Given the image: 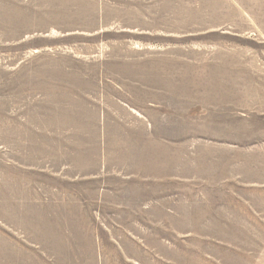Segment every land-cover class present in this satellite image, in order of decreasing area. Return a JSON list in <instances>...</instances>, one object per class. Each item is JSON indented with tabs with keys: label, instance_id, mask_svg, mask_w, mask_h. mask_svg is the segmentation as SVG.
<instances>
[{
	"label": "rangeland",
	"instance_id": "1",
	"mask_svg": "<svg viewBox=\"0 0 264 264\" xmlns=\"http://www.w3.org/2000/svg\"><path fill=\"white\" fill-rule=\"evenodd\" d=\"M0 264H264V0H0Z\"/></svg>",
	"mask_w": 264,
	"mask_h": 264
},
{
	"label": "crops",
	"instance_id": "2",
	"mask_svg": "<svg viewBox=\"0 0 264 264\" xmlns=\"http://www.w3.org/2000/svg\"><path fill=\"white\" fill-rule=\"evenodd\" d=\"M124 108V107H123ZM131 109V108H130ZM136 116L140 119V122L136 123L134 125V130H131L130 133H126V139H125V146L122 147L121 145H115V144H108L110 145L108 147V153H112L115 147H118L119 150L116 152H119V156L112 155L113 158L118 157L117 162L119 163V167H123L126 163V168L130 169L133 162H135L134 167L136 169V174L140 173L144 176H158V156L160 154L159 149V134L158 131L152 126L153 124H150V119L152 118L149 116L150 113H142L138 112L135 113ZM150 118V119H149ZM97 130L96 136L99 137V129ZM94 130V131H95ZM107 133V136L109 135V130L105 132ZM123 131H120V135H122ZM115 134V133H113ZM111 135V132H110ZM183 136V135H182ZM97 140V139H96ZM180 144V143H179ZM185 142H182L180 145H184ZM176 152L175 155L178 156V153L184 152L181 150V146L175 147ZM101 146L98 141L94 143V149L91 153L92 159H89L91 166H93L94 169H98L101 166V162H104V164L110 163L113 161L110 160L111 157L108 156V160L105 161L102 159L100 154ZM173 156V161H174ZM183 161V158H178ZM175 162V161H174ZM178 166V165H177ZM180 167V166H178ZM187 169H190L189 161L187 160ZM61 238L60 236L57 237L56 235L52 236V238L49 236V241H59Z\"/></svg>",
	"mask_w": 264,
	"mask_h": 264
}]
</instances>
